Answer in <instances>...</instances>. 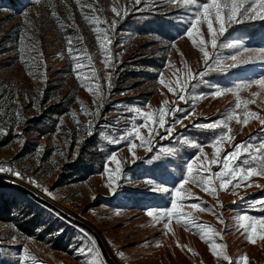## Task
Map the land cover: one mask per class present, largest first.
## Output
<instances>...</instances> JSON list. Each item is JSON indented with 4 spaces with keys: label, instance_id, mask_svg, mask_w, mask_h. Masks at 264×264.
<instances>
[{
    "label": "rangeland",
    "instance_id": "1",
    "mask_svg": "<svg viewBox=\"0 0 264 264\" xmlns=\"http://www.w3.org/2000/svg\"><path fill=\"white\" fill-rule=\"evenodd\" d=\"M21 1L24 7L20 10L0 3V157L5 162L4 169H11L0 171V183L19 184L90 226L117 264H228L210 250V245L220 244L226 246L232 264L245 255L248 264H264V242H248L246 229L240 227L264 217V206L259 203L264 201V177H250L239 187H233V180L228 191L219 189L220 181L215 180L214 195L189 182L176 198L174 191L169 194L151 190L149 178H135L128 171L154 151L168 152L164 143L177 131L187 126L209 128L206 126L222 120L231 128L228 135L233 139L230 143L220 142L218 160L240 144L249 147L237 160L229 161V167L251 155L259 156L257 150L264 145V90L255 83L244 85L264 78V58L261 49L247 48L249 51L242 52L228 46L236 40L226 36L227 30L241 23H231L219 34V25L213 18L218 44L213 49L206 22L196 25L199 31L193 32L192 39L187 36L195 5L170 0H140L139 4L136 0ZM251 3L259 8L260 0H248ZM157 17L177 26L171 35L174 38L156 32L161 30L152 22ZM255 21L264 19H245L242 23ZM140 24L156 31L142 32L138 30L142 28ZM202 38L208 41V63L215 62L222 69H247L231 88L202 83L200 74L207 67L203 53L192 42L198 44ZM240 52L238 61H233L231 56ZM253 63L262 70H254ZM114 68L118 90L110 98ZM189 70L193 75L185 79ZM165 85L174 92L182 86L184 99L177 100ZM217 90L223 94L211 95ZM164 101L168 104L164 105ZM162 106L182 109L174 113L176 117L188 116L193 109L194 114L182 124H175L170 136L163 128L158 129L152 137L151 151L137 147L133 149L134 159L128 141L137 145L141 141L122 137L143 124L140 113L158 117ZM248 113L257 114L259 119L248 116L246 126L237 122ZM229 115L231 120L227 119ZM166 122L171 124L172 117L166 116ZM210 129L227 131L224 127ZM138 131L148 137L145 127ZM98 140L109 146H123L101 156ZM181 140L187 142L186 138ZM209 145H204V155H199L197 148L196 155L186 162L195 159L194 171L209 167L214 152ZM113 154L119 161V175L114 171L117 163L110 160ZM261 164L264 158L250 160L246 167ZM210 171L215 173L221 168L214 164ZM109 175L114 177L111 187ZM240 175L246 173H238L237 179ZM10 191L22 201L12 208L13 222L0 221V264H105L89 233L51 209ZM197 197L216 215L187 206L198 202ZM174 198L178 204L176 213L182 215L180 223L174 215L166 230L168 218L160 211L149 217L147 211L170 209ZM153 199L168 206L150 207ZM242 214L249 220L241 221ZM217 215L222 216L223 223ZM32 219L37 224L29 228V236L18 225L24 227Z\"/></svg>",
    "mask_w": 264,
    "mask_h": 264
},
{
    "label": "snow or ice",
    "instance_id": "2",
    "mask_svg": "<svg viewBox=\"0 0 264 264\" xmlns=\"http://www.w3.org/2000/svg\"><path fill=\"white\" fill-rule=\"evenodd\" d=\"M171 3H183L186 5H195V11L192 14V23L190 25V28L187 30V36L192 39L193 32H198L199 29H197L196 25L200 24L202 22H206L207 24V30H208V36L210 37V43L211 47L213 49H216L218 47L217 39H216V33L214 31V24H213V18L216 24L219 25V34H223L226 31V26L230 25L231 23H242L245 19H264V15H261L260 13L264 12V0H260L259 8L255 3L248 4V0H208L207 3H199L198 0H170ZM136 3L139 4L140 0H136ZM248 4V6H246ZM114 12L117 11L115 8L112 9ZM139 10V9H137ZM118 15H120L119 12H117ZM85 19H88L85 17ZM115 22H113L114 26ZM194 46L198 47L199 50L203 53L204 57V63L206 67H208V61H209V53L206 51V47L208 44V41L205 39H200L199 43L197 44L195 40L192 41ZM71 40L68 41L69 48L68 51L71 53L73 51L71 47ZM229 47H236L239 49H242V52H247L249 49L244 47L242 45V42L236 41L233 43H230L228 45ZM103 47V45H101ZM261 52V57L264 58V49L259 50ZM242 52L238 53L237 55L231 56V59L233 61H238V55L242 54ZM251 58H249V61ZM244 61V62H249ZM107 63V61H106ZM82 65H77V67H81ZM233 67L235 64L232 65ZM192 73L190 70L187 73V76L185 79L191 78ZM202 75V74H200ZM163 83V81H161ZM252 83H255L259 86L260 89L264 90V78H258L255 81H249L247 84L244 85V87H250ZM110 86V85H109ZM168 87L170 92H174L173 88L169 85H165ZM215 87V86H212ZM174 94L177 95V100L184 99L183 95V87L181 86L179 92H174ZM223 92L220 90H217L214 93H211V95L214 96H220ZM176 103L175 101L173 102ZM168 101H164V105H167ZM239 107V105H237ZM177 111H183L182 109H178L176 107H173L171 109H165L162 106V109L158 115V117H154L151 113H140L143 119V124L136 126L132 129L131 132L126 134V136L122 137V139H127V137H133L134 139H139L141 142L139 145L134 143L132 140L128 141V148L129 152L132 154L133 158L135 159V153L133 149L139 147L143 148L145 150L151 151V141L152 137L156 134H158V129L163 128L166 136H170L171 133L174 130V126L177 123L183 122L184 119H188L191 115L194 114L193 112L188 113V116H180L176 117L174 115ZM166 116L172 117V123L168 124L166 122ZM248 116H253L259 119L257 114L255 113H248L246 114V118L243 121H240L237 119L238 123H241L242 125H247L248 123ZM233 117L229 115L227 117L228 120H231ZM261 123L264 124V119L261 120ZM139 127H145L148 130V137L144 138L140 135V132L138 131ZM206 127L209 128H216V127H224L227 129V131L220 133L218 136L214 138L212 143L209 145L214 149L213 152V158L208 162L209 167H198L195 169L193 168V164L195 163V159L191 162L187 163L185 165L186 174L182 177L179 188H175L173 190H170L166 187L164 182L161 181H155V180H147V183L150 186H153L151 190L156 192H165L171 194L172 191L175 192V197L179 198L181 196V190L184 189V185L191 182L195 184L197 187H201L203 191H205L209 195H214L217 191L216 185L213 181L219 180V189H222L224 191H228V185L232 184L233 180H236V184L233 185V187H239L241 183H243L246 179L258 176V177H264V164H261L259 167H246L250 164L251 161H256L258 158H264V145H262L261 149H258L257 152L259 156L257 155H251L250 159L245 158L243 160H240L238 164H232L231 167H229V161H235L239 158L241 153L246 147L244 144L236 145V150H234L231 153H226L222 159H217L220 155L221 149L219 147V144L221 141H227L231 142L233 137L228 135V133L231 132V128L228 127L227 123L222 121H216L213 122L211 125H207ZM163 138V137H162ZM193 147H197L199 149V155H204L203 148L204 145H198L193 144ZM199 156L196 157L198 159ZM110 160L117 163V167L114 170L117 175L120 174L121 169L119 167V161H117V157L115 154H113L110 157ZM214 164H219L221 171H217L215 173L210 171V166ZM0 171H11V169H4L0 168ZM105 171H108L106 168ZM238 173H246V175H240L239 179H237ZM16 175H19V173H15ZM200 177L199 180H197V177ZM110 183L109 187H111L112 183L114 182V177L112 175H109L108 177ZM252 185L249 184L248 187H251ZM47 191V190H45ZM186 196H191V193H185ZM196 200L198 202L191 203L190 205H187L188 207L195 209L199 212H211L212 214L216 215L214 210L206 208L203 206V201H200L197 197ZM219 203V201H217ZM262 206H264V201L259 202ZM178 207L177 199H173L171 202V208L170 209H163V210H148L147 215L149 217H153L154 213L157 211H160L163 213L164 216L168 218V223L164 225L165 229L168 230L169 225L175 215L177 223H180V216L182 214L176 213V209ZM217 219L219 222L223 223V219L221 215H217ZM239 219L241 221H248L249 217L246 214H242L239 216ZM259 225V228L257 227ZM186 229L188 227L187 224L183 225ZM240 227L246 229L247 239L248 242L252 244H256L257 241L264 242V217L257 218L255 220H251L248 225L241 224ZM209 231H214L209 227ZM222 238V237H221ZM183 248L182 245H178ZM219 249V251H218ZM210 250L212 251L213 255L222 257L223 260L227 261L228 264H232L231 258L227 255L226 252V246L223 244L220 245H210ZM25 256L24 258H28L27 249H24ZM122 256V254H121ZM236 264H248V257L245 255L242 258H238Z\"/></svg>",
    "mask_w": 264,
    "mask_h": 264
},
{
    "label": "trees",
    "instance_id": "3",
    "mask_svg": "<svg viewBox=\"0 0 264 264\" xmlns=\"http://www.w3.org/2000/svg\"><path fill=\"white\" fill-rule=\"evenodd\" d=\"M0 3L5 4L10 8H18L19 10L24 7L21 0H0ZM161 18L162 17H157L156 22L152 21L160 25L161 30L156 31L151 26L142 27V24L139 25V27L142 28H138V30H141L142 32L153 30L157 33H160L161 35L166 36V38H174L171 35L177 26L171 23H165L164 20H160ZM167 28L171 30H168ZM226 36L233 38V40L242 42V45L246 48L264 49V21L244 22L239 25H235L227 30ZM251 66L254 70H262L259 69L260 66H256L255 63L251 64ZM240 68L242 67H238V69H222L219 68L215 62L211 61L208 63L207 69L204 72H201V81H203L202 83H207L211 86L231 88L234 82L239 80L237 77L247 70L245 67H243V71H239ZM116 70L117 68H114V72L112 73L113 75L110 78L112 85V90L109 95L110 98L113 97L115 95L114 92L118 90V78L116 77ZM102 112L106 114L109 113L110 110H102ZM187 112L188 111L186 110L183 114L185 115ZM222 132V129L187 126L181 131H177L175 137L164 143V145H168V152L162 153L161 151H154L152 154L146 157V161L138 162L135 166L129 168L128 171L132 177L149 178L151 180L161 181L164 182L167 188L174 189L180 184L182 177L186 174V162L190 161L197 153V147H193L192 145L211 144L214 138ZM181 138H186L187 142H182ZM98 142L102 154L101 156H106L108 153L116 150L118 147L123 146H109L102 143L100 140H98ZM158 199H153L151 203L154 205L150 207L168 206L167 203H161ZM20 201H22V199L18 194L7 189H0V221L13 222L12 208H15L17 202ZM36 224L37 223H34L32 219L26 221L24 227L18 225V228L22 233L30 236L31 232L28 230L29 228H34Z\"/></svg>",
    "mask_w": 264,
    "mask_h": 264
},
{
    "label": "water",
    "instance_id": "4",
    "mask_svg": "<svg viewBox=\"0 0 264 264\" xmlns=\"http://www.w3.org/2000/svg\"><path fill=\"white\" fill-rule=\"evenodd\" d=\"M0 189L1 190H3V189L14 190V191L32 199L33 201L37 202L41 206L46 207V208L51 209L52 211L56 212L62 219H64L68 223L82 228L87 233H89L92 236V238L94 239V241L97 245V248L100 251V254H101V257H102L104 263L105 264H117L109 255V253H108L107 249L105 248V245L103 244L98 233L95 230H93L90 226H88L87 224L81 222L80 220H78L74 216L61 211L56 206L49 203L47 200L41 198L36 193L30 191L29 189H27V188H25L19 184L10 183V182L0 183Z\"/></svg>",
    "mask_w": 264,
    "mask_h": 264
},
{
    "label": "built area",
    "instance_id": "5",
    "mask_svg": "<svg viewBox=\"0 0 264 264\" xmlns=\"http://www.w3.org/2000/svg\"><path fill=\"white\" fill-rule=\"evenodd\" d=\"M5 162L4 160L0 157V168H4Z\"/></svg>",
    "mask_w": 264,
    "mask_h": 264
}]
</instances>
